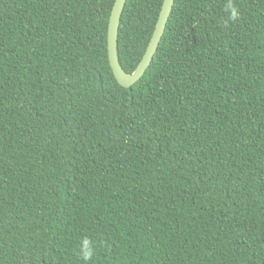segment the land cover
Instances as JSON below:
<instances>
[{
  "label": "trees",
  "instance_id": "1",
  "mask_svg": "<svg viewBox=\"0 0 264 264\" xmlns=\"http://www.w3.org/2000/svg\"><path fill=\"white\" fill-rule=\"evenodd\" d=\"M114 2L0 0V264H264V0H175L130 87ZM163 2L127 0V72Z\"/></svg>",
  "mask_w": 264,
  "mask_h": 264
},
{
  "label": "water",
  "instance_id": "2",
  "mask_svg": "<svg viewBox=\"0 0 264 264\" xmlns=\"http://www.w3.org/2000/svg\"><path fill=\"white\" fill-rule=\"evenodd\" d=\"M127 0H115L108 25V58L115 79L124 87H130L141 79L151 65L166 30L175 0H164L153 35L147 49L133 72H127L119 59L118 38L122 14Z\"/></svg>",
  "mask_w": 264,
  "mask_h": 264
},
{
  "label": "clouds",
  "instance_id": "3",
  "mask_svg": "<svg viewBox=\"0 0 264 264\" xmlns=\"http://www.w3.org/2000/svg\"><path fill=\"white\" fill-rule=\"evenodd\" d=\"M225 11L227 12L229 19L232 21H236L240 17L239 9L235 6L233 0H228ZM81 253L85 261L90 260L94 256L95 249L91 240H84L81 242Z\"/></svg>",
  "mask_w": 264,
  "mask_h": 264
}]
</instances>
